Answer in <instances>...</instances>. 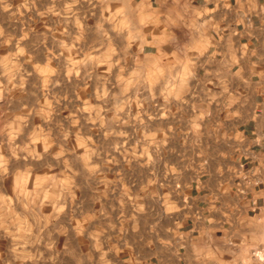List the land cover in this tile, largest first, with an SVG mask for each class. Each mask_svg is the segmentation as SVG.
Instances as JSON below:
<instances>
[{
    "label": "rangeland",
    "instance_id": "rangeland-1",
    "mask_svg": "<svg viewBox=\"0 0 264 264\" xmlns=\"http://www.w3.org/2000/svg\"><path fill=\"white\" fill-rule=\"evenodd\" d=\"M126 3L0 0V264L115 261L230 132Z\"/></svg>",
    "mask_w": 264,
    "mask_h": 264
},
{
    "label": "crops",
    "instance_id": "crops-1",
    "mask_svg": "<svg viewBox=\"0 0 264 264\" xmlns=\"http://www.w3.org/2000/svg\"><path fill=\"white\" fill-rule=\"evenodd\" d=\"M126 1L141 52L180 59L230 132L209 139L221 143L214 163L181 182L180 197L160 208L151 198L104 264H264V176L254 206L235 192L240 167L264 170V0Z\"/></svg>",
    "mask_w": 264,
    "mask_h": 264
},
{
    "label": "built area",
    "instance_id": "built-area-1",
    "mask_svg": "<svg viewBox=\"0 0 264 264\" xmlns=\"http://www.w3.org/2000/svg\"><path fill=\"white\" fill-rule=\"evenodd\" d=\"M264 170L259 167L258 164L252 165L250 167H240V171L237 173L235 180V192L240 197L247 198L251 201V204L254 206L257 202L253 198V194L258 191V188L262 184V177L264 176ZM259 209L255 206V212H258ZM257 256L259 253H253ZM264 262V253L262 257Z\"/></svg>",
    "mask_w": 264,
    "mask_h": 264
}]
</instances>
